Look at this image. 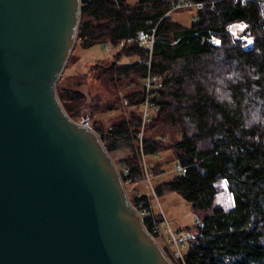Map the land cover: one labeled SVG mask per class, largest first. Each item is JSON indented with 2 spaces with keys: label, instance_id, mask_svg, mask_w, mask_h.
Instances as JSON below:
<instances>
[{
  "label": "trees",
  "instance_id": "1",
  "mask_svg": "<svg viewBox=\"0 0 264 264\" xmlns=\"http://www.w3.org/2000/svg\"><path fill=\"white\" fill-rule=\"evenodd\" d=\"M180 1L81 0L78 46L116 50L114 62L93 71L115 99L86 104L83 124L118 105L129 110L106 130L91 125L110 155L129 151L115 163L127 193L152 172L142 160L171 155L178 172L154 195L177 194L197 220L177 264H264V0H186L199 7L189 27L171 17L183 11ZM56 89L76 121L81 94ZM221 180L233 200L227 209L214 205ZM129 200L157 240L163 215L146 195Z\"/></svg>",
  "mask_w": 264,
  "mask_h": 264
},
{
  "label": "water",
  "instance_id": "2",
  "mask_svg": "<svg viewBox=\"0 0 264 264\" xmlns=\"http://www.w3.org/2000/svg\"><path fill=\"white\" fill-rule=\"evenodd\" d=\"M81 0H0V264H172L58 95Z\"/></svg>",
  "mask_w": 264,
  "mask_h": 264
},
{
  "label": "rangeland",
  "instance_id": "3",
  "mask_svg": "<svg viewBox=\"0 0 264 264\" xmlns=\"http://www.w3.org/2000/svg\"><path fill=\"white\" fill-rule=\"evenodd\" d=\"M126 1L129 5H134L139 0ZM184 4L186 5V3ZM191 6L182 8L183 11L173 13L171 17L174 22L183 27H189L192 24L197 11L193 8V5ZM250 43L251 42H249V44ZM78 44L79 41L77 38V42L69 56L64 71L57 82V87L59 86V89H64L65 91H78L81 94V98L85 103L81 105V117L75 119V122L82 124L85 119L84 115L90 111L86 107V104L94 99L102 100L104 103L114 101L115 99L113 94L114 90L109 87L110 83L107 85L105 82L103 83L96 80L93 71L96 65L104 66L114 62L113 56L116 50L109 45H104L103 47L98 45L93 49L83 50ZM135 60L136 59H121L119 63H128ZM141 111L143 118L148 116L149 111L145 106ZM128 112L129 110L118 105L116 109L110 112H104L97 117H91L88 126L91 128L92 124L98 125V123H100L104 128L103 130H106L114 119L120 117L122 113H125L124 115L128 116ZM128 155L129 151L120 149L112 153L111 157L116 163L126 159ZM142 166L143 170L146 169V167H152V172L147 171L146 174L144 173V176L140 181L126 185L128 190L127 195L129 198L135 196L136 198H139L141 195L148 196L151 199L150 201L153 212L156 214L159 212L163 215L164 224L158 229L159 235L156 242L168 260L172 264H177L176 260L180 259L179 254L181 255L179 249L185 248L187 240L186 237L182 235L186 236L188 234L187 230H193L192 227L197 220L194 219L191 213L190 205L177 194L170 193L159 198L154 195L155 184L168 181L178 172V169L173 165L172 157L168 152H164L156 158L153 157L152 159L146 158L145 160H142ZM216 189L217 194L214 198V205L220 206L224 209L230 208L233 205V200L231 194L227 191L225 181L221 180L217 182Z\"/></svg>",
  "mask_w": 264,
  "mask_h": 264
},
{
  "label": "built area",
  "instance_id": "4",
  "mask_svg": "<svg viewBox=\"0 0 264 264\" xmlns=\"http://www.w3.org/2000/svg\"><path fill=\"white\" fill-rule=\"evenodd\" d=\"M184 2H186V0H181L179 2V4L176 5L175 8L180 9V8H185V7L190 6V5L187 4V2H186V5H185ZM197 10H199V7H197ZM138 39L141 40V41H147L148 40L149 41V45H151L153 43V37L149 38V36L145 35L144 33H139L138 34ZM179 257H180V259L182 258V256L180 254H179Z\"/></svg>",
  "mask_w": 264,
  "mask_h": 264
}]
</instances>
